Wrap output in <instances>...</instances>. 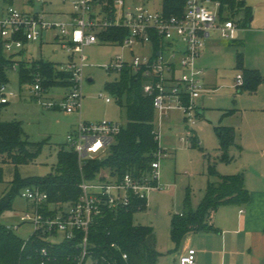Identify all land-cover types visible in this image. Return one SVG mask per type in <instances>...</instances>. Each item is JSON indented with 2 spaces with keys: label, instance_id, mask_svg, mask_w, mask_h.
<instances>
[{
  "label": "rangeland",
  "instance_id": "1",
  "mask_svg": "<svg viewBox=\"0 0 264 264\" xmlns=\"http://www.w3.org/2000/svg\"><path fill=\"white\" fill-rule=\"evenodd\" d=\"M125 1L127 4H143L150 10L158 9L161 4V0ZM237 1H243L250 8L248 14L241 10L233 16L240 28L238 40L225 41L213 33L210 44L194 59V65L202 70V81L213 89L195 100L199 110L193 115L194 123H189L183 112L176 109L162 116L160 124L159 115L155 114L154 129L159 133V146L164 150L159 158L160 189L149 192L147 208L136 211L132 220L134 224L153 229L160 253L158 264L171 263L181 247L182 240L176 244L171 239L172 218L186 211L187 206L195 209L207 185L217 181L218 176L242 173L247 187L260 181L264 183V84L260 82L254 89L241 92L236 86V76L242 75L237 68V49L242 52L243 67L255 69L260 64L264 67V0ZM10 5L25 12L43 11L49 20L56 22L66 21L67 13L71 11L69 1L0 0V17ZM52 35L53 32L47 31L41 41L26 43L24 50L16 55L17 60L25 63L44 60L62 67L70 61L72 54L60 47L61 38L54 39ZM143 47L145 49L138 45L125 47L104 41L85 46L83 54L87 60L80 88V107L71 113L60 106L47 108L41 105L31 96L30 86L19 80L18 71L8 72L7 87L17 96L1 109L0 119L20 121L27 139L42 144L27 163L15 166L0 162V196L15 173L20 178H28L52 172L57 165L59 148L68 146L67 135L76 128L79 118L85 122L107 121L125 125V109L106 87L107 83L118 78L119 73L107 70L105 65L114 63L117 56L129 60L130 51L134 54L151 53L149 44ZM73 59L77 60L78 55H73ZM69 88L53 85L45 92L43 100L61 103ZM218 125L228 126L234 132L233 142L225 151L220 148L215 133ZM222 155H226L229 161ZM28 207L29 202L16 195L11 209L0 213V224L8 227L15 236L26 239L34 228L28 222H21L19 215ZM225 208L218 207L215 213ZM60 239V235L48 238L50 242Z\"/></svg>",
  "mask_w": 264,
  "mask_h": 264
},
{
  "label": "built area",
  "instance_id": "2",
  "mask_svg": "<svg viewBox=\"0 0 264 264\" xmlns=\"http://www.w3.org/2000/svg\"><path fill=\"white\" fill-rule=\"evenodd\" d=\"M62 1H69L72 8L71 17L64 22L49 20L43 11L25 12L12 5L0 17V105L8 104L17 96L7 87L8 72L19 70L20 61L16 55L24 50L26 43L41 41L44 33L50 31L54 39H62L60 47L72 54L70 61L61 67L68 74L70 88L59 103L43 100L47 89L42 86L44 77L40 72L34 73L33 82L26 84L30 86L31 96L47 108L60 106L68 113L79 110L83 68L87 60L83 48L102 41L97 32L116 26L127 31L120 45L149 44L152 51L150 54L131 51L129 60L117 56L115 62L105 68L117 72L130 68L149 78L143 91L154 94L153 106L159 115V124L162 116L174 109L182 111L184 118L193 124V115L198 110L195 100L208 91L200 77L202 70L194 65V59L204 50L213 33L234 41L240 31L238 23L228 8L222 7L220 0H183L179 15L165 14L161 4L158 9L150 10L143 4H127L125 0ZM73 55H78V59H73ZM241 84L242 75L238 74L236 86ZM106 101L110 99L106 98ZM121 127L118 122H85L79 118L76 128L67 135L68 147L76 153L81 172L80 194L72 204L58 209L47 201L45 191L30 186L20 190L19 196L30 205L21 212L19 220L32 224L33 232H46L47 239L60 235L61 239L67 240L74 238L76 231L83 233L78 264H83L88 255L87 234L96 216L105 209L126 208L133 203L139 209L146 204L150 191L160 189L159 158L164 150L159 146L157 131H154L158 141L155 159L144 174L136 176L126 172L118 180L105 169H101L94 179H87L82 174L86 159H101L108 154ZM40 253L45 255L46 250L42 248ZM195 257L196 251L189 247L179 256L178 264H195ZM122 258L126 255L122 254ZM87 264L99 263L91 260Z\"/></svg>",
  "mask_w": 264,
  "mask_h": 264
},
{
  "label": "trees",
  "instance_id": "3",
  "mask_svg": "<svg viewBox=\"0 0 264 264\" xmlns=\"http://www.w3.org/2000/svg\"><path fill=\"white\" fill-rule=\"evenodd\" d=\"M220 1L222 7L228 8L232 17L241 10H249L243 1ZM183 4V0H161L162 11L167 15H179ZM126 33L124 28L111 26L100 30L97 35L102 41L120 44ZM242 56V52L237 49V68L242 71L239 92L254 89L258 83L264 82V76L257 69L243 67ZM18 69L22 83H32L34 73L40 72L44 77L42 86L47 90L53 85L70 86L67 72L50 61H20ZM118 73V78L107 83L106 87L123 105L126 123L115 136L106 156L85 160L82 174L87 179H94L101 169L107 170L116 180L126 172L140 176L149 170L151 162L155 159L154 153L158 149L154 132V94L143 91V85L149 78L130 68H123ZM5 105H0V112ZM215 133L220 148L225 151L233 142L232 128L218 125L215 127ZM41 144L27 139L20 121L0 119V162L12 163L15 166L27 163L32 160ZM222 157L229 161L226 155ZM218 177L217 181L207 185L205 194L195 209L187 206L186 211L172 218L170 235L176 244H179L188 232L210 229L206 218L218 207L227 204L241 206L249 201V192L244 186L242 173ZM80 181L81 172L76 153L68 146L60 147L57 165L47 175L20 178L15 173L0 196V213L11 209L13 198L20 195V190L27 186L45 191L48 195L47 201L54 203L58 209L62 208L63 205L72 204L78 199ZM144 209L146 204L138 209L136 203H133L126 208L105 209L102 214L96 216L88 230V255L83 264L91 260H96L99 264H156L159 252L156 249L153 229L134 224L132 220L136 211ZM47 235L46 232H32L26 239H21L8 227L0 224V264H78L83 237L81 231H76L75 237L70 240L61 239L57 242H50ZM42 248L46 250L45 255L40 253ZM122 254H125L126 258H122Z\"/></svg>",
  "mask_w": 264,
  "mask_h": 264
},
{
  "label": "crops",
  "instance_id": "4",
  "mask_svg": "<svg viewBox=\"0 0 264 264\" xmlns=\"http://www.w3.org/2000/svg\"><path fill=\"white\" fill-rule=\"evenodd\" d=\"M246 7L249 8L248 5ZM244 11L249 13L248 9ZM71 15L72 8L67 13V20ZM249 20H252V16ZM211 37L207 40L206 46L210 44ZM139 47L145 49L143 46ZM255 69L264 76V67L261 64ZM202 82L208 91L201 97L213 91L212 87L204 81ZM262 149L264 154V144ZM244 186L249 192V201L241 206L222 205L220 208H227L222 212L218 210L215 213L214 211L207 216L206 222L212 230L185 234L178 255L168 264H178L179 256L189 247L196 251L195 264H264V183L260 181L259 184L254 183L251 184V187H247L246 178H244ZM156 264H158V259Z\"/></svg>",
  "mask_w": 264,
  "mask_h": 264
},
{
  "label": "water",
  "instance_id": "5",
  "mask_svg": "<svg viewBox=\"0 0 264 264\" xmlns=\"http://www.w3.org/2000/svg\"><path fill=\"white\" fill-rule=\"evenodd\" d=\"M90 80V79H89Z\"/></svg>",
  "mask_w": 264,
  "mask_h": 264
}]
</instances>
